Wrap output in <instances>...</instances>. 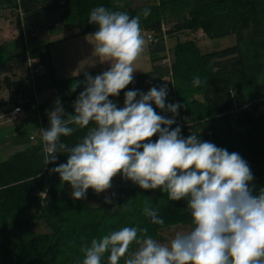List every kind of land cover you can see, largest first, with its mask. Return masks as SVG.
<instances>
[{
    "label": "trees",
    "instance_id": "16d2710c",
    "mask_svg": "<svg viewBox=\"0 0 264 264\" xmlns=\"http://www.w3.org/2000/svg\"><path fill=\"white\" fill-rule=\"evenodd\" d=\"M150 2L132 8L131 0H0V8L17 10L21 36L23 25L28 31H36L38 26L44 32L50 30L45 23L56 12L61 14L54 17L55 22L58 20L74 31V36L97 30V25L88 22L91 10L97 6L126 12L131 17L140 15L141 29L152 36V68L134 76L133 83L118 97L109 99L123 107L117 99L123 98L124 92L138 89L146 93L153 86L166 84V104L181 105L171 127L180 126L183 137L196 133L201 140L239 153L251 167L256 188H264V0ZM146 8L151 12L145 18L142 13ZM165 24H170V28L166 30ZM185 31H201L211 39L235 35L237 43L204 52L197 40H179L172 47L173 59L169 63L167 38ZM51 44L30 36L24 51L9 57L11 72L3 81L0 79V89L4 86L9 97L0 101V115L21 105L29 112L34 100L33 89L24 83L29 58L38 59L44 66V72L35 80L36 91L41 97L50 93L46 100L42 98V128L49 126L48 112L54 109L57 98L66 113H73V102L83 90L85 73L58 79ZM102 72L87 73L95 76ZM197 76L202 81L199 87L193 86ZM163 78L167 81L162 82ZM77 82L80 87L71 91ZM28 99L31 101L26 102ZM152 106L162 116L173 115L156 108L154 103ZM86 131L78 129L61 139L75 145ZM151 139L155 141L158 135ZM66 161L67 155L59 153L56 163ZM55 166L44 164L40 139L6 160L0 158V264H82V247L123 227L147 228V235L152 238L174 225L192 227L186 200L170 201L159 188L143 190L122 175L119 190L110 196L111 203L91 206L84 200H74L66 195L69 184L62 183L59 174H50L49 169ZM146 207L155 210L164 224H152L144 214ZM40 224L48 230L37 231ZM136 247L133 244L129 251ZM102 264H107V255ZM119 264H124L123 258Z\"/></svg>",
    "mask_w": 264,
    "mask_h": 264
},
{
    "label": "clouds",
    "instance_id": "9594fccd",
    "mask_svg": "<svg viewBox=\"0 0 264 264\" xmlns=\"http://www.w3.org/2000/svg\"><path fill=\"white\" fill-rule=\"evenodd\" d=\"M150 12L146 8L142 14L146 18ZM88 22L97 25L88 40L93 54L109 68L95 76L85 72L73 113H66L57 98L48 112L49 126L40 129L44 164L56 165L50 174L71 186L74 200L85 199L90 188L106 192L118 174L143 190L159 188L170 201H187L192 227L176 232L168 244L148 236L147 228L123 227L82 247V264H102L106 255L107 264L122 258L124 264H264V188H256L248 162L199 134L183 137L180 126L172 128L181 105L166 104V84L146 93L126 91L118 107L109 97L133 83L134 65L146 45L140 15L97 6ZM201 83L194 77L193 86ZM77 87L79 82L71 91ZM153 103L172 117L158 114ZM78 129L87 131L75 145L62 141ZM59 153L67 155L66 163H56ZM144 214L152 224H164L152 208ZM133 244L137 247L130 252Z\"/></svg>",
    "mask_w": 264,
    "mask_h": 264
},
{
    "label": "rangeland",
    "instance_id": "374dc122",
    "mask_svg": "<svg viewBox=\"0 0 264 264\" xmlns=\"http://www.w3.org/2000/svg\"><path fill=\"white\" fill-rule=\"evenodd\" d=\"M132 5L130 7H137L151 3L150 0H131ZM123 5V3H121ZM61 12H56L52 18L47 20V27L50 30L43 31L42 26H38L36 31H26L27 38L30 36H35L44 43L60 40L63 38H68L75 35L74 31H70L67 26L57 20L55 22L54 17L60 15ZM17 10L12 8L2 9L0 8V79L3 81L4 77L10 74V63L9 57L22 53L24 51L25 39L22 38L20 30L17 23ZM24 15L21 14V19ZM170 24H165L164 27L167 30L170 28ZM145 34V38L150 43L149 33L142 30ZM194 39L197 40L201 49L204 52H211L215 50L224 49L226 47L235 45L237 39L235 35H230L224 38L211 39L205 36L201 31L192 32L185 31L180 34L174 35L172 38H167V61L172 62L173 53L172 47L180 40L186 41ZM163 81V80H161ZM49 92L43 94L46 97ZM4 86L0 89V100H5L7 98ZM117 101L123 102V98L117 99ZM264 110V108H263ZM42 128L41 119L35 113L22 114L21 117L13 119L12 117L6 115V118L0 119V158L2 160L8 159L15 152L28 147L31 144L30 135H36L39 137L40 129ZM121 185L120 174L115 176L112 180V187L106 192L96 194L91 188L88 189L86 193V198L82 199L91 206H98L100 204L106 203V198L117 192ZM66 195L71 197L72 188L68 185L65 189ZM190 226L179 224L168 227L161 232H159L154 239H157L161 243H170L172 237L176 232H186L190 230ZM39 232L47 231V227L44 224H40L36 227Z\"/></svg>",
    "mask_w": 264,
    "mask_h": 264
},
{
    "label": "crops",
    "instance_id": "0c3cea01",
    "mask_svg": "<svg viewBox=\"0 0 264 264\" xmlns=\"http://www.w3.org/2000/svg\"><path fill=\"white\" fill-rule=\"evenodd\" d=\"M91 34L93 33L81 36H71L60 41H52L50 51L53 59L55 75L58 79L77 76L88 71H104L109 68V64L100 63L93 54V46L89 43L91 40ZM142 35L145 38L143 31ZM134 66L137 69L133 74L134 76L151 70L152 63L149 53V43L147 40L144 52ZM4 90L9 97L8 91L5 87ZM8 97L6 99H8ZM6 115L8 114L4 113L0 115V119L6 118Z\"/></svg>",
    "mask_w": 264,
    "mask_h": 264
},
{
    "label": "built area",
    "instance_id": "2783aa9c",
    "mask_svg": "<svg viewBox=\"0 0 264 264\" xmlns=\"http://www.w3.org/2000/svg\"><path fill=\"white\" fill-rule=\"evenodd\" d=\"M26 31H28V29L23 25V31H22V38L25 39V42L27 41V34ZM149 38L152 39V36L149 35ZM44 72V66L39 62L38 59H34V58H29V73L27 78L25 79V84L28 87H31L33 89V102L30 105V110L29 112H26L24 107L18 106L15 107L11 112L8 113V116L12 117L13 119L19 118L22 116V114H30V113H35L37 114L40 119L42 117V112H41V104H42V98L41 95L36 91V85H35V80L37 77H39L42 73ZM164 81H167L166 78L162 79ZM31 100L28 99L26 102H30ZM37 139H40V135L39 137L36 135H32L30 136V140L32 142H35Z\"/></svg>",
    "mask_w": 264,
    "mask_h": 264
}]
</instances>
